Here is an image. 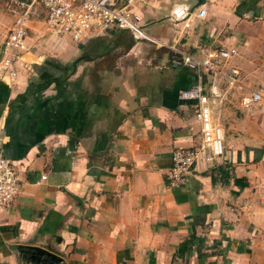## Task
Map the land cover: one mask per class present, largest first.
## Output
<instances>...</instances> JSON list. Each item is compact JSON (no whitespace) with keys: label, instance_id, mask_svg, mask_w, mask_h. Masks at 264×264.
Listing matches in <instances>:
<instances>
[{"label":"crops","instance_id":"crops-1","mask_svg":"<svg viewBox=\"0 0 264 264\" xmlns=\"http://www.w3.org/2000/svg\"><path fill=\"white\" fill-rule=\"evenodd\" d=\"M179 3L206 15L176 26ZM134 11L168 46L238 48L243 89L212 103L225 156L172 185L173 151L202 143L181 93L206 77L124 30L52 44L41 10L17 78L0 82V149L22 184L0 217V264H264V102L240 104L264 95V0H137Z\"/></svg>","mask_w":264,"mask_h":264},{"label":"built area","instance_id":"built-area-1","mask_svg":"<svg viewBox=\"0 0 264 264\" xmlns=\"http://www.w3.org/2000/svg\"><path fill=\"white\" fill-rule=\"evenodd\" d=\"M136 1L0 0L1 17H14L0 58V82L12 83L17 78L19 61L28 50L32 23L41 10L46 12V19L42 22L44 33L52 44L61 42L65 37L76 44H85L113 31L124 30L131 33L137 42L168 48L173 65L187 67L197 74L199 80L203 77L208 80L207 86L200 81L181 93L183 100L196 102L194 116L202 126L200 146L176 149L172 153V166L167 178L172 185L182 186L189 174L196 170H208L226 154L225 132L214 122L212 103H223L236 89H243L241 72L233 66L239 50L236 47H218L195 51L168 46L146 32L143 18L134 11ZM196 10L179 3L172 8L170 18L176 26L189 28L194 16L201 18L206 15L204 6ZM261 102H264L261 91H252L240 99L245 110H252ZM21 190L15 162L6 158L0 149V217L12 208Z\"/></svg>","mask_w":264,"mask_h":264},{"label":"rangeland","instance_id":"rangeland-1","mask_svg":"<svg viewBox=\"0 0 264 264\" xmlns=\"http://www.w3.org/2000/svg\"><path fill=\"white\" fill-rule=\"evenodd\" d=\"M13 22H14V17L12 15H5L4 18H0V44H1V47L3 45H5V42L8 39V32H9V29L12 27ZM109 36H106V37L109 38ZM35 37H34L33 42L36 40ZM119 53H123V52H119Z\"/></svg>","mask_w":264,"mask_h":264},{"label":"water","instance_id":"water-1","mask_svg":"<svg viewBox=\"0 0 264 264\" xmlns=\"http://www.w3.org/2000/svg\"><path fill=\"white\" fill-rule=\"evenodd\" d=\"M4 49H5V45H3V46L1 47V49H0V58H1L2 54H3ZM33 249L37 252V254H39V253H42V254H48L50 257H53V258L55 259V256L49 254L48 252H45V251L42 250V249H39V248H33Z\"/></svg>","mask_w":264,"mask_h":264},{"label":"trees","instance_id":"trees-1","mask_svg":"<svg viewBox=\"0 0 264 264\" xmlns=\"http://www.w3.org/2000/svg\"><path fill=\"white\" fill-rule=\"evenodd\" d=\"M103 46L108 48V47H110V44H104ZM126 47H131V44H128Z\"/></svg>","mask_w":264,"mask_h":264},{"label":"flooded vegetation","instance_id":"flooded-vegetation-1","mask_svg":"<svg viewBox=\"0 0 264 264\" xmlns=\"http://www.w3.org/2000/svg\"><path fill=\"white\" fill-rule=\"evenodd\" d=\"M1 49V48H0Z\"/></svg>","mask_w":264,"mask_h":264}]
</instances>
